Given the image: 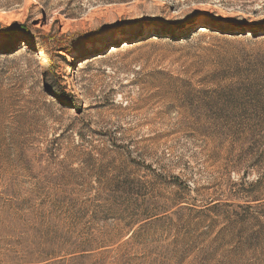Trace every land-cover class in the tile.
I'll use <instances>...</instances> for the list:
<instances>
[{
	"label": "rangeland",
	"instance_id": "obj_1",
	"mask_svg": "<svg viewBox=\"0 0 264 264\" xmlns=\"http://www.w3.org/2000/svg\"><path fill=\"white\" fill-rule=\"evenodd\" d=\"M0 264H264V0H0Z\"/></svg>",
	"mask_w": 264,
	"mask_h": 264
},
{
	"label": "trees",
	"instance_id": "obj_2",
	"mask_svg": "<svg viewBox=\"0 0 264 264\" xmlns=\"http://www.w3.org/2000/svg\"><path fill=\"white\" fill-rule=\"evenodd\" d=\"M41 39L46 43V42H49L48 40H47V36H45V35H41ZM46 45H50V44H47L46 43ZM60 46L59 47H62V45L61 44H59ZM60 49H62V48H60ZM52 50H53V48H52ZM59 50V49H58ZM49 56V58H50V60H51V62H50V65H49V70H52L53 71V74H54V76H56V75H58L57 73L59 72V76H61V79L63 80V81H65V79H64V74H62V70L60 69L61 67L55 62V60H54V57H53V54H48ZM64 94H58L57 96L61 99V101H64L65 100V97L63 96ZM63 99V100H62Z\"/></svg>",
	"mask_w": 264,
	"mask_h": 264
}]
</instances>
